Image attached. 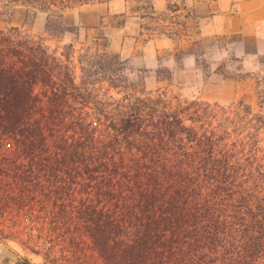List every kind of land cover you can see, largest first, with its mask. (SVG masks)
Instances as JSON below:
<instances>
[{"label":"trees","instance_id":"1","mask_svg":"<svg viewBox=\"0 0 264 264\" xmlns=\"http://www.w3.org/2000/svg\"><path fill=\"white\" fill-rule=\"evenodd\" d=\"M23 1L47 11L45 30L60 35L71 31L57 20L65 10L110 0ZM132 1L143 9L139 17L160 20L147 38L190 36L196 18L206 17L172 0L158 15L152 0ZM73 51L68 44L57 54L24 24L0 28V241L20 245L25 236L39 254L49 249L44 229L29 222L55 229L66 218L88 236L105 264H264V196L233 179L240 170L229 164L234 154L203 127L209 107L199 113L193 99L183 107L164 105L158 115L154 99L123 91L109 114V102L101 107L96 81L85 73L89 63L80 57L76 81ZM146 100L155 104L145 114ZM216 120L224 128H259L238 118ZM78 181L84 182L80 192L92 184L98 201L115 200L119 215L80 205L65 216L57 210L51 218L25 217L21 225L18 218L29 205L39 202L42 211L51 199L71 198ZM13 264L35 263L18 255Z\"/></svg>","mask_w":264,"mask_h":264},{"label":"rangeland","instance_id":"2","mask_svg":"<svg viewBox=\"0 0 264 264\" xmlns=\"http://www.w3.org/2000/svg\"><path fill=\"white\" fill-rule=\"evenodd\" d=\"M172 1L206 15L192 23V28L187 32L190 36L178 40L163 36L147 38L149 28L160 20L139 17L143 9H139L132 0H110L71 7L57 19L71 27V31L60 35L49 34L45 30L49 16L47 11L35 10L23 0L16 3L0 0V28L24 24L32 34L44 38L51 49H57V54L64 45L72 44V65L77 82L81 75L78 58L89 64L95 62L92 66L87 64L88 71L85 73L96 81V99L102 104L101 107L109 102L106 111L116 106L115 102L123 91H130L139 99H154L158 103V115L162 114L160 108L164 105L170 108L180 103L183 107L188 105V101L197 99L193 109H199L201 113L209 107L207 112L210 114L203 127L208 132L212 131L214 136L222 137L219 147L234 154L229 164L240 167L233 179L243 182L248 187L247 192L262 197L264 0H206L203 4V0ZM168 2L152 0L155 15L163 13ZM227 27L243 30L220 32ZM187 42L195 44L187 45ZM86 47H91L88 52L85 51ZM189 48L195 53L186 52ZM115 83L120 86H110ZM160 92L165 94L163 100ZM156 97L159 99L156 100ZM200 101L210 104L206 106ZM148 104L154 106L155 103L145 101V114L152 109L147 107ZM259 115L263 120L255 122L254 117ZM96 116L93 118L96 119ZM217 117L238 118L253 122L259 128L235 130L236 126L231 123L227 128L219 127ZM83 183H75L73 187L76 191L71 198L58 199L55 202L57 208L53 199L42 211L39 202L29 205L18 218L21 225L26 223L25 217L35 219L47 215V218H51L52 211L57 210L59 213L64 211L65 216L73 214L80 205L97 206L103 211L115 213V200L98 201L91 191L92 184L88 185L87 192H80ZM65 220V224L61 221L53 224L55 229L41 222H29L44 229L42 241L47 243L49 249L40 250L39 254L31 252L36 246L25 241V236L20 240V245L12 240L0 241V264H13L18 255L26 256L35 264H105L92 248L88 236L72 221Z\"/></svg>","mask_w":264,"mask_h":264},{"label":"crops","instance_id":"3","mask_svg":"<svg viewBox=\"0 0 264 264\" xmlns=\"http://www.w3.org/2000/svg\"><path fill=\"white\" fill-rule=\"evenodd\" d=\"M213 14H214V13H213ZM203 18H205V17H203ZM203 18H198V20H199V19H203ZM238 30L241 32L243 29H234L233 27H231V28H230V27H229V28L227 27L226 29H223V30H221L220 32H221V33H225V32H236V31H238ZM155 37H160V36H155ZM151 38H154V36L151 37ZM189 43H190V42H187V45H189ZM236 53L238 54L239 52L236 51Z\"/></svg>","mask_w":264,"mask_h":264}]
</instances>
